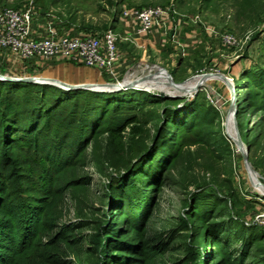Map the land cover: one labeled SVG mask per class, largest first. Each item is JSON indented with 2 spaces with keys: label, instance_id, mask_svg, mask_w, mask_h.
Instances as JSON below:
<instances>
[{
  "label": "trees",
  "instance_id": "1",
  "mask_svg": "<svg viewBox=\"0 0 264 264\" xmlns=\"http://www.w3.org/2000/svg\"><path fill=\"white\" fill-rule=\"evenodd\" d=\"M251 5L242 0L239 11L249 7L253 14ZM243 76L248 85L235 115L251 107L263 111L259 130L243 140L249 160L260 168L264 153L258 160L253 152L264 130V66ZM197 97L0 80V264H247L264 226L251 225L244 234V224L232 215L230 189L221 196L196 179L186 181L185 187L195 188L186 192L174 226L150 227L171 169L187 157V164L202 158L184 147L206 142L203 125L217 112ZM159 102L160 111L146 107ZM136 109L144 110V124H158L152 135L146 129L125 146L126 119L112 124L113 114L135 115ZM88 165L102 178L96 207L88 200ZM66 195L75 203L72 220H63ZM237 241L242 248L235 253L230 247Z\"/></svg>",
  "mask_w": 264,
  "mask_h": 264
},
{
  "label": "rangeland",
  "instance_id": "2",
  "mask_svg": "<svg viewBox=\"0 0 264 264\" xmlns=\"http://www.w3.org/2000/svg\"><path fill=\"white\" fill-rule=\"evenodd\" d=\"M29 2L34 4V0H0V6L9 5L18 8ZM241 2L242 0H42L40 4L35 3L34 5L44 11L50 10L60 25L76 32L104 33L111 30L117 38V44L122 46L124 45L123 41H119L120 31L116 28V22L123 5L140 8L172 4L177 13L181 15L192 16L198 21L210 23L233 34L237 43L228 47L219 41L205 38L201 45L194 48L188 55L182 54L178 49L179 47L175 46L176 50L172 47H166L159 51L147 49L143 56H140L139 50L130 47L133 56H136L137 59L128 70L120 71L117 80L108 78L103 71L87 68L80 62L67 59L40 62L36 60L41 64L34 62V59L16 60L14 64L11 62L7 64L8 75L24 76L44 73V77H56V80L65 82L66 85H75L92 80L101 83H117L122 80L123 82L129 80L132 84L147 87H143V89L126 88L119 91L129 93L139 90V92L153 95H165L163 92H159L165 91L177 93L181 95L177 98H184V100H190L198 95V101L213 106L217 112L216 115L213 114L212 118L209 116L203 125L206 142L184 147L185 151L193 152L191 154L198 152L202 158L198 159V164L194 161L187 164L186 161L189 158L186 156V160L179 161L171 169L169 185L164 187L159 195L158 206L150 220V227L155 230H163L174 226L177 217L182 214L181 203L186 192L195 188L193 185L187 187L184 185L187 183L186 181L196 179L199 183L206 184V190L221 196L223 191L226 192V189L233 191L236 202L233 204L232 215L233 218L242 221L244 224L243 232L246 235L250 233L248 227L254 224L260 225L254 222L256 216L264 214V172L261 169L264 168V165L260 168H254L248 154V160L253 168L249 166L250 168L245 171L244 158L241 154V149L244 147L237 140V135L242 142L246 138L250 139L253 132H257L260 124H262L259 123L258 116L263 111L251 107L236 116L231 105L229 83L219 75H210L203 79L207 73H220L230 78L234 84L235 103L237 104V101L246 92L248 85L247 79L244 76L241 77L242 73L248 70H257L264 66V4L258 5L257 0H249L250 4H253L251 6L256 7L252 14L251 10H247L249 7L239 11V3ZM47 71H49L48 75L45 73ZM54 73L57 75L55 76ZM193 77L196 78L186 84L189 87L187 89H181L172 84V82H187ZM197 84H199V88H196ZM148 88H153L156 91ZM189 94L192 95L186 97ZM181 104L182 101L178 103V106ZM162 105L160 102L158 104L147 103L146 107H153V110L160 111ZM136 111L138 112L135 115H130L131 113L126 111H117L113 114L116 117L111 122L112 124L119 118L126 119L127 126L121 131L125 146L132 139L142 135V132L144 136L146 129H148L149 136L152 135L156 124H158L153 119L148 124H144L142 122V117L145 116L144 110L136 109ZM141 114L143 115L141 116ZM231 115L233 116L230 118ZM171 129L173 131V128ZM236 140L240 146L237 145ZM257 147L253 154L259 160L264 153V130L258 139ZM85 151L86 157L89 159L90 148L88 147ZM189 164L193 168H190ZM188 165L189 167H187ZM83 170L91 176L88 200L96 207L103 191L102 178L96 174L92 166L88 165ZM49 198L52 200L53 196L44 199ZM37 202L42 207L45 203L36 200L35 203ZM74 207L75 203L66 195L63 203V220L73 219ZM50 209L51 207L48 210ZM255 245L261 250L254 247L246 262L247 264H259L257 260L263 259L264 264V238ZM230 248L238 253L242 248V242H233Z\"/></svg>",
  "mask_w": 264,
  "mask_h": 264
},
{
  "label": "built area",
  "instance_id": "3",
  "mask_svg": "<svg viewBox=\"0 0 264 264\" xmlns=\"http://www.w3.org/2000/svg\"><path fill=\"white\" fill-rule=\"evenodd\" d=\"M121 15L128 17L138 36L153 30L168 36L173 44L184 48L179 40L182 15L172 4L140 8L122 6ZM31 2L22 7H0V74L8 75L3 59L13 57L19 61L34 59L36 63L53 59H67L82 63L87 68L103 71L108 78L116 79L123 53L111 30L104 33L76 32L60 25L57 18ZM211 40L231 47L236 37L203 22ZM38 60V61H36ZM255 223L264 225V214L256 216Z\"/></svg>",
  "mask_w": 264,
  "mask_h": 264
},
{
  "label": "crops",
  "instance_id": "4",
  "mask_svg": "<svg viewBox=\"0 0 264 264\" xmlns=\"http://www.w3.org/2000/svg\"><path fill=\"white\" fill-rule=\"evenodd\" d=\"M125 7H130L128 5H123ZM116 28L119 29L120 40L123 41V45H120L121 51L123 53L122 59L119 65V71H126L132 66L137 57L133 56L130 47L139 50V55L143 56L147 49L152 51H159L166 47H172L175 49V45L171 42L168 36L162 35L159 31L153 30L150 34L143 36H138L134 32V27L131 20L119 13L116 22ZM211 40L208 36L207 28L205 24L201 21L196 20L192 16L182 15V22L179 28V40L184 48V54L188 55L191 51L200 46L203 39ZM181 53L182 49L178 48ZM176 50V49H175ZM143 52V53H142ZM12 58V59H11ZM12 60V61H10ZM17 59L13 57H7L3 59V64L7 67L8 63L14 64Z\"/></svg>",
  "mask_w": 264,
  "mask_h": 264
},
{
  "label": "water",
  "instance_id": "5",
  "mask_svg": "<svg viewBox=\"0 0 264 264\" xmlns=\"http://www.w3.org/2000/svg\"><path fill=\"white\" fill-rule=\"evenodd\" d=\"M209 75H221L231 86V105L233 107L234 112L236 111V103H235V89H234V84L231 81L230 78H228L227 76L220 74V73H207ZM169 75V74H168ZM170 76V75H169ZM171 78V76H170ZM172 79V78H171ZM0 80H7V81H17V82H30V83H39V84H49V85H53V86H57L59 88L62 89H86V90H93V91H101L102 90H96V89H92L90 87H87L86 85L83 84H78V85H64L63 83H59V82H55V81H50V80H45V79H40L38 77H36L35 75H24V76H11V75H3L0 74ZM173 80V79H172ZM184 81L181 82H177L178 84L183 83ZM108 83V82H107ZM110 83V82H109ZM112 84H116V83H112ZM127 87H122V86H117V87H112L110 89H106L103 90L104 92H113V91H119L122 89H126ZM199 88V87H198ZM198 90V89H197ZM196 90V91H197ZM165 94V93H164ZM166 96H170V97H179L177 95H170V94H165ZM234 128H235V133L237 135V131H236V125H235V120H234ZM237 140L243 145V158L246 162V164L248 166H250L251 168H253L251 166V163L248 160V149L247 147L243 144V142L239 139L238 135H237ZM258 173V172H257ZM264 181V179H263Z\"/></svg>",
  "mask_w": 264,
  "mask_h": 264
},
{
  "label": "bare ground",
  "instance_id": "6",
  "mask_svg": "<svg viewBox=\"0 0 264 264\" xmlns=\"http://www.w3.org/2000/svg\"><path fill=\"white\" fill-rule=\"evenodd\" d=\"M49 71H54V70H49ZM49 71H47V72H45L47 75H48V73H49ZM63 71H64V69H63ZM67 71V70H66ZM64 73H65V71H64ZM54 75L56 76L57 74H55L54 73ZM36 77H38V78H40V79H45V80H50V81H55V82H59V83H63L64 85L66 84L65 82H60L59 80H56V77H50V78H47V77H44V73L43 74H40V75H35ZM138 76V75H137ZM137 76H136V78H137ZM210 75L209 74H207V75H204V78L203 79H206V78H208ZM219 76H221V75H219ZM130 78H131V76H130ZM196 77H193V78H191L190 80H188L187 82H183V83H181V84H178V83H174V82H172L171 81V79H170V82H172V84L175 86V87H179V88H181V89H187V88H189V87H187L186 86V84L188 83V82H191V81H194V79H195ZM121 82H123V80L122 81H120V82H117L116 84H112V83H101V82H96V81H94V80H92V81H83V82H81V83H79V84H83V85H86L87 87H90V88H92V89H96V90H106V89H110V88H112V87H117V86H122V87H127V88H136V89H143V87H147V86H145V85H143V86H141L140 84L138 85V84H132V83H130L129 82V80H126L125 82H123V83H121ZM68 85H70V84H68ZM72 85V84H71ZM75 85H78V84H75ZM198 85L199 84H197V86H196V88L198 87ZM230 85V84H229ZM230 88H231V86H230ZM148 89H153V88H148ZM146 90V89H145ZM153 90H155V89H153ZM156 91V90H155ZM159 92H163V93H165V94H170V95H177V96H181V95H178L177 93H168V92H165V91H159ZM192 94H189L188 96H186V97H190ZM231 95V94H230ZM233 108V107H232ZM234 113V112H233ZM233 115H231L230 116V118L232 117ZM230 124V123H229ZM233 136H235V135H233ZM235 139V138H234ZM236 143H237V145L238 146H240V143L236 140ZM242 152H243V149H241V154H242ZM242 156H243V154H242ZM244 168H245V171H246V169H249L250 167L246 164V162H245V160H244Z\"/></svg>",
  "mask_w": 264,
  "mask_h": 264
}]
</instances>
